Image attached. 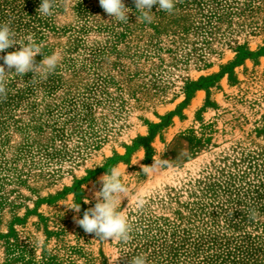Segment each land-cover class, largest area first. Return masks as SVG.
Wrapping results in <instances>:
<instances>
[{"label": "rangeland", "instance_id": "374dc122", "mask_svg": "<svg viewBox=\"0 0 264 264\" xmlns=\"http://www.w3.org/2000/svg\"><path fill=\"white\" fill-rule=\"evenodd\" d=\"M36 2L16 39L60 61L36 83L32 72L5 78L0 264H118L120 241L76 223L113 166L132 227H192L212 183L264 159V0H176L172 13L154 5L151 24L134 0L127 23L99 0H56L51 16ZM162 159L168 167L142 172Z\"/></svg>", "mask_w": 264, "mask_h": 264}, {"label": "trees", "instance_id": "16d2710c", "mask_svg": "<svg viewBox=\"0 0 264 264\" xmlns=\"http://www.w3.org/2000/svg\"><path fill=\"white\" fill-rule=\"evenodd\" d=\"M33 3L0 0V24L22 32L28 27L25 19L33 17ZM204 193L208 199L195 208L202 216L193 214L201 220H193L192 227L137 221L130 239L120 241L118 264H130L136 255L146 256L147 264H264V221L257 219L264 217V159L246 162L237 182L229 175ZM253 210L256 216L250 219Z\"/></svg>", "mask_w": 264, "mask_h": 264}, {"label": "clouds", "instance_id": "9594fccd", "mask_svg": "<svg viewBox=\"0 0 264 264\" xmlns=\"http://www.w3.org/2000/svg\"><path fill=\"white\" fill-rule=\"evenodd\" d=\"M55 3L56 0H41L37 12L41 16H51ZM99 4L113 20L122 23L128 22V13L131 9L125 6L124 0H99ZM134 4L137 12L140 13L137 19L151 24L154 5H158L157 11L172 13L176 0H134ZM17 44L20 45L19 50L0 56V60L3 61V64H0V100L7 98L8 89L5 78L9 74L15 73L16 76L23 77L32 72L31 81L36 83L37 77L46 79L48 75L55 72L60 61L59 53L44 55L32 36H28L26 41H18L7 23L0 24V53H4L5 50ZM38 54H43V59L39 63L35 60ZM168 166L169 162L162 159L153 160L151 165H141V168L145 174H153ZM122 175L123 172L119 166L111 167L106 174L102 175L99 178L101 188L94 193L96 199L94 207L85 210L82 218H76V223L86 233L93 234L96 240L126 242L131 237L132 226L119 208L128 192V188L122 183ZM84 203H89V200L85 199ZM69 209L79 213L80 204H73ZM255 216L256 212L251 211L249 218L254 219ZM38 243L42 244V241H38ZM130 264H147V257L144 255L133 256Z\"/></svg>", "mask_w": 264, "mask_h": 264}]
</instances>
